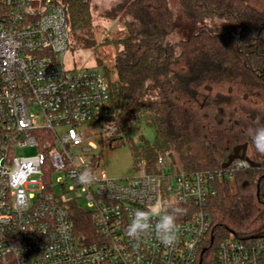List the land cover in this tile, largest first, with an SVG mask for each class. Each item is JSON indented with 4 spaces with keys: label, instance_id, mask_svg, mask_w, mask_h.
I'll return each instance as SVG.
<instances>
[{
    "label": "built area",
    "instance_id": "2783aa9c",
    "mask_svg": "<svg viewBox=\"0 0 264 264\" xmlns=\"http://www.w3.org/2000/svg\"><path fill=\"white\" fill-rule=\"evenodd\" d=\"M71 48L57 0H0V264H264V237L231 231L214 244L207 207L222 172L182 170L160 155L155 171L142 158L136 176H108L85 127L114 115L108 75L68 67ZM85 170L95 178L81 183ZM73 192L87 199L81 207L94 217L97 241L75 230ZM161 204L182 210L176 242L165 246L152 230L130 237L134 213Z\"/></svg>",
    "mask_w": 264,
    "mask_h": 264
},
{
    "label": "trees",
    "instance_id": "16d2710c",
    "mask_svg": "<svg viewBox=\"0 0 264 264\" xmlns=\"http://www.w3.org/2000/svg\"><path fill=\"white\" fill-rule=\"evenodd\" d=\"M91 1L57 0L66 9L72 42L83 48L99 44ZM179 7L176 16L169 0H120L107 10L124 26L110 40L118 46L110 121L125 135L137 122L154 127V141L132 144L150 171L163 155L182 170L222 172L207 207L214 244L231 231L264 237V155L248 134L264 125V8L245 0H179ZM175 31L181 38L173 41ZM244 143L258 165L224 168ZM70 213L76 232L97 241L93 215L77 204Z\"/></svg>",
    "mask_w": 264,
    "mask_h": 264
},
{
    "label": "rangeland",
    "instance_id": "374dc122",
    "mask_svg": "<svg viewBox=\"0 0 264 264\" xmlns=\"http://www.w3.org/2000/svg\"><path fill=\"white\" fill-rule=\"evenodd\" d=\"M120 0H92V27L98 33L99 44L96 47L83 48L79 47L75 41L72 42V48L66 54V63L68 67L83 68L96 66L105 70L108 73V79L116 77V72L113 70L115 53L118 50L115 42H111L115 38L120 37L124 32V26L119 19L112 18L107 15V10H111ZM247 3L264 8V0H245ZM169 5L173 9L175 15L180 12L179 0H169ZM219 21L213 23L214 27ZM212 27H209L211 29ZM71 32V25L69 24ZM181 34L178 31L170 35L173 41L179 40ZM100 42H103L100 43ZM133 129L127 133H115V125L110 120L102 122H91L85 124L86 128L90 129V137L95 140L98 147L94 148L91 153L104 161V170L111 178L127 179L138 174L137 163L140 157H135L132 144H138L142 139L154 141L156 131L154 127L144 123L137 122L133 124ZM127 137H131L132 141H128ZM134 142V143H133ZM35 151L34 148L20 150V154H31ZM60 190V185L56 187ZM66 197L73 199V204L87 207V199L84 196H78V193L73 192ZM215 255L213 247L208 253L209 259Z\"/></svg>",
    "mask_w": 264,
    "mask_h": 264
},
{
    "label": "clouds",
    "instance_id": "9594fccd",
    "mask_svg": "<svg viewBox=\"0 0 264 264\" xmlns=\"http://www.w3.org/2000/svg\"><path fill=\"white\" fill-rule=\"evenodd\" d=\"M249 136L256 152L264 155V125H258L249 129ZM94 174L85 170L80 173L78 180L81 183H88L94 179ZM181 209L173 207L171 211L164 207V205H156L148 211L138 210L134 213L131 224L127 229V233L132 238H137L141 234L154 231L156 237L165 246H172L176 242V219L181 213ZM158 216L159 219L152 224V217Z\"/></svg>",
    "mask_w": 264,
    "mask_h": 264
},
{
    "label": "water",
    "instance_id": "95a60500",
    "mask_svg": "<svg viewBox=\"0 0 264 264\" xmlns=\"http://www.w3.org/2000/svg\"><path fill=\"white\" fill-rule=\"evenodd\" d=\"M246 153H247V143L237 145L234 148V151L229 155L228 160L224 162L223 167L228 168L236 159H246L250 162L251 165L257 166L258 163L251 160Z\"/></svg>",
    "mask_w": 264,
    "mask_h": 264
}]
</instances>
